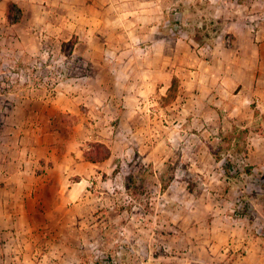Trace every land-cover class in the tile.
I'll return each mask as SVG.
<instances>
[{"label": "rangeland", "instance_id": "rangeland-1", "mask_svg": "<svg viewBox=\"0 0 264 264\" xmlns=\"http://www.w3.org/2000/svg\"><path fill=\"white\" fill-rule=\"evenodd\" d=\"M28 2L6 3L11 21ZM128 5L122 29L91 40L88 30L19 22L0 30L18 38L0 50V83L15 86L0 90V152L39 132L76 142L84 160L108 153L70 175L41 163L30 214L3 228L0 264H207L199 246L230 245L206 234L222 222L264 238V84L239 65L264 26V0ZM91 52L106 58L89 64ZM92 81L90 92L78 86ZM81 175L85 188L61 203Z\"/></svg>", "mask_w": 264, "mask_h": 264}, {"label": "crops", "instance_id": "crops-1", "mask_svg": "<svg viewBox=\"0 0 264 264\" xmlns=\"http://www.w3.org/2000/svg\"><path fill=\"white\" fill-rule=\"evenodd\" d=\"M16 0H0V30L13 29L17 27L19 21H11L10 10L8 2H15ZM27 5L19 6L21 14V21L19 23H25L23 28L37 27L41 29H64L72 28L77 30H88L89 39H93L95 35H98L96 31L105 28L122 29V25L129 21L126 11L129 8L128 0H72L71 3L65 4L63 0H29ZM7 3V4H6ZM55 14V15H54ZM70 14V15H69ZM106 14V15H105ZM37 15V16H36ZM71 18V19H69ZM8 31V30H7ZM12 31H8L7 36L0 35V50H8L9 52L15 46L18 38L9 35ZM258 36L255 39L256 43L249 47L244 57L239 59V65H241L246 72H249V76L255 79L256 75L260 80L257 83L264 84V26L258 30ZM23 36L21 38L25 39ZM103 44H109L104 41ZM5 45V47H4ZM10 46L12 48H10ZM98 45L95 43L94 47ZM4 50V51H5ZM86 60L90 62L100 61L106 58L105 52L102 53H87ZM26 55H23L22 59H25ZM81 57H84L81 55ZM1 61L3 57H0ZM8 59V57L6 58ZM85 59V58H84ZM119 59V57H116ZM23 61V60H22ZM91 67V65H89ZM94 69L87 70V76L90 78L96 76V72L93 74ZM99 73V72H98ZM81 73L79 76H86ZM0 76L3 77L0 73ZM1 81L0 90L3 92L13 91V87L10 84H4ZM96 82L92 81V85L79 84L78 86L87 88L85 91L90 92L95 86ZM56 85L57 92L62 97L65 96L67 88H64V82L59 80ZM62 85V87L60 86ZM39 87H47L38 84ZM70 87V86H69ZM24 89L32 90L38 89L36 86H30L26 84ZM260 95H264V89L261 90ZM60 98V95H59ZM77 98L75 99L76 102ZM59 101V100H58ZM77 103V102H76ZM78 103H81L79 101ZM264 101H261V107ZM58 107H65L64 104H57ZM260 106V105H259ZM264 109V107H263ZM22 147L14 153L7 152V155L0 152V241L1 237L6 239L8 232L3 228L7 225H12L14 220L18 216H28L30 214L29 205L35 202L32 198V194L36 196L39 183L36 180L34 189L32 184L33 172H35V178H40L42 171H38L39 167L42 168L43 162L51 161V169L60 167L64 173L70 175L71 172L77 170L79 167L94 165L96 162H89L84 160L83 152L80 148L75 147L78 145L76 142L68 140L65 145H58L56 140L51 136H47L43 133L33 132L22 140ZM11 149V148H10ZM86 178L82 175L77 179H73L65 188H61V203L69 200L73 195H79L85 188ZM226 221L225 218L220 220ZM229 224L222 222L217 228H211L206 231L207 236L219 238L221 237L227 245L224 246L221 251L216 246L212 245L214 241H209L206 246H199V252L202 253L204 262L207 264H228V261L237 262L238 264H264V238L261 239L258 236H253V239L246 238L245 229L233 230ZM2 242V241H1ZM242 247V251L236 252L238 248ZM227 250V251H226ZM1 251V249H0ZM200 257H191L188 263L193 261H201ZM218 261H222L217 263ZM195 264V263H193Z\"/></svg>", "mask_w": 264, "mask_h": 264}, {"label": "trees", "instance_id": "trees-1", "mask_svg": "<svg viewBox=\"0 0 264 264\" xmlns=\"http://www.w3.org/2000/svg\"><path fill=\"white\" fill-rule=\"evenodd\" d=\"M108 157V153H102L101 155L99 156H90V155H87L85 156V159L87 161H90V162H97V161H100V160H104Z\"/></svg>", "mask_w": 264, "mask_h": 264}]
</instances>
